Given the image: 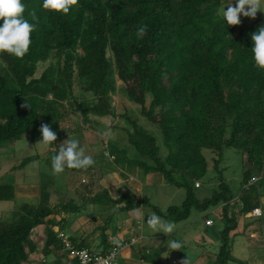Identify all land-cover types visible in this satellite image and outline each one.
Returning <instances> with one entry per match:
<instances>
[{
    "label": "trees",
    "instance_id": "obj_1",
    "mask_svg": "<svg viewBox=\"0 0 264 264\" xmlns=\"http://www.w3.org/2000/svg\"><path fill=\"white\" fill-rule=\"evenodd\" d=\"M23 3L25 18L36 27L23 59L0 54V148L24 137L40 141L39 129L47 124L57 134L55 155L60 144L84 130L77 121L70 125L72 118L90 126L97 119H118L123 126L112 127L125 132L133 157L140 158H124L129 167L161 176L168 185L184 190L185 199L166 213L130 194L112 199L105 189L75 192L77 199L59 200L53 206L21 204L10 220H0V264H30L37 250L31 233L41 226L46 228L44 261L37 264H68L63 263L71 258L65 241L76 250L100 255L112 248V239L131 246V239L138 238L122 237L110 226L119 224L121 214L141 206L173 222L186 220L192 211L204 220L215 217L220 229L206 240L217 245L207 259L213 264L235 261L231 235L241 218L258 207L256 193L254 186L249 187L236 202L220 168L225 152L238 150L250 163L244 171L246 181L264 169V71L256 67L251 52V34L263 25L261 20L253 19L252 26H228L217 13L222 0H79V7L67 16L43 10L42 0ZM33 10L35 21L29 15ZM141 25L148 28L142 40L136 37ZM116 82L124 98L157 128L160 146L156 135L123 105L113 104ZM74 87L85 99L78 101ZM121 153L126 156L125 150ZM116 154L112 148L103 157L118 162ZM37 158H25L15 168ZM208 172V182L212 173L217 176L216 189L200 200L196 196L200 186L194 185ZM14 199V185L0 183V202ZM89 206L109 208L96 229L98 236H67L69 222L61 215L73 220L88 214ZM144 257L150 264L157 258L146 253ZM70 264H78L76 258Z\"/></svg>",
    "mask_w": 264,
    "mask_h": 264
},
{
    "label": "rangeland",
    "instance_id": "obj_2",
    "mask_svg": "<svg viewBox=\"0 0 264 264\" xmlns=\"http://www.w3.org/2000/svg\"><path fill=\"white\" fill-rule=\"evenodd\" d=\"M229 4L235 6V0H222L220 8L225 7L226 10V6ZM256 18H259L264 25V13L258 12ZM240 21V23H245L249 26L254 25V21L251 18L241 16ZM78 53H81L80 50ZM44 67L46 65L40 66L37 76ZM116 83L117 93L111 94L113 104L116 107L123 105L144 128L156 135L160 146L161 136L158 135L160 133L157 128L141 117L139 107L124 98V95L118 91L120 83ZM78 89V87H74L73 93L75 97H77L78 101L85 99V96ZM145 104L146 106L149 105V98L146 99ZM90 118L92 120L96 119L94 117ZM71 120L72 124L70 125H75L77 121L78 124L83 126L84 130L70 139L78 140L80 146L84 148L85 154L93 157L95 164L90 167V170L64 172L56 175L51 168V160L54 156L53 151L56 148L54 144L52 147L46 148L42 144H37L39 141L29 142L25 137L15 142L5 143L0 148V183L14 185L15 199L11 202H0V220H10L12 212L21 204H49L53 206L59 200L77 199L78 195L75 192L82 193L83 191H97L99 189H106L108 191L110 189L112 195L115 197L122 192H129L127 188L123 189L121 187L122 189H119V184L122 180L128 188L134 191L129 192L134 198L147 201L148 205L159 208L163 213H166L170 207L181 206L185 199L184 190L168 185L161 176L144 173L137 167H129L128 160L124 158L127 156L129 160L132 158L139 160L140 158L133 157L134 151L128 142L125 132L119 128L114 129L112 127L113 124L123 126L122 121L118 119L112 120L111 118L97 119L95 120L96 124L90 126L82 123V121L80 123V118H72ZM112 148L113 150H118V154L115 155V157L118 156V162L103 157L104 151L110 153ZM124 150L126 151L125 157L123 153L120 154V151L123 152ZM163 152L164 150L162 149ZM28 157L38 158L23 167L15 168L23 159ZM249 165L247 156L241 154L238 150H229L224 154L220 169L223 179L227 182L230 194L234 198L239 195L243 196L247 192L243 187L244 184L248 183L250 178L247 181L245 180L244 171L248 169ZM209 168L211 169V164ZM262 172V180L258 183L259 185L254 186L256 193L255 201L257 206L262 209V215L251 221L248 220L252 230H250V226H244L245 220L241 218L235 236L231 235V256L235 261L229 262V264H262L264 261V169ZM209 175L210 173L208 172L199 181L200 188L197 190L196 196L200 200L209 197L212 191L216 189L215 179H217V176L215 173H212L211 178L213 179L208 182L207 178ZM258 186L259 189H257ZM56 189L59 190L58 193H56ZM114 189L116 192H113ZM250 194L252 193L248 195ZM89 207L88 214L73 220L71 216L66 217L65 214L61 215V217H65L69 222L65 229L67 236H73V234L75 236L77 234L78 236L81 235V237L84 236L83 238L86 239L98 236L99 232L96 229L103 224L102 220L109 212V208ZM151 207L141 206L139 210L123 213L120 215L119 224L110 226V231L116 228L118 231H123L125 237H128L127 235L129 234V236L138 238V240L131 244L129 249L123 250L118 255V263L123 259L125 263L126 261H132L129 264H141L138 256L136 259L130 257L128 260L125 257L135 250H137L139 255L140 252H145L143 248L148 249L149 245H152V249L154 250L151 253H158V261L155 264H184L185 260L188 261V264H213L207 257L212 252H215L216 249L214 250L213 246L217 244L207 241V238L215 236L214 232L220 229L215 217L212 218L215 223L214 226L212 229L207 228L206 231L203 229V223H201L202 214L197 211H192L189 217L181 222H173L161 217L163 221L171 222L174 225L173 232L164 234L153 233L152 229L145 223L147 216L153 213ZM140 216L145 217V222L139 219ZM72 222H74L73 227H71L72 225L70 226ZM45 231L46 228L41 226L35 228L31 233V238L37 244V250L30 257V264H37L42 261V254L40 252L45 238ZM250 232H254L255 236L250 235ZM199 235H203L205 240L207 239L206 242L202 241L201 236L198 239L197 236ZM171 241L179 242L182 245L181 248L177 250L171 249L169 247ZM165 253L167 255H164ZM64 262L70 264L71 258L69 260L65 259Z\"/></svg>",
    "mask_w": 264,
    "mask_h": 264
},
{
    "label": "clouds",
    "instance_id": "obj_3",
    "mask_svg": "<svg viewBox=\"0 0 264 264\" xmlns=\"http://www.w3.org/2000/svg\"><path fill=\"white\" fill-rule=\"evenodd\" d=\"M78 7L79 0H42L43 10L63 16H67L70 11ZM25 11L26 5L23 0H0V54H8L17 59H23L28 54L32 43L31 34L36 25L25 18ZM258 12L264 13V0H235V6L229 4L226 10L225 7L220 8L218 15L222 16L228 26H238L241 16L255 19ZM29 15L33 21L37 19L34 10L29 12ZM147 31V25L139 26L136 32L137 39L142 40L147 35ZM251 41L252 59L256 67L264 71V25L251 34ZM39 131L42 139L37 144H42L46 148L52 147L53 142L57 140L56 132L47 124H42ZM94 164L95 160L85 154L79 141L69 138L60 145L51 160V168L56 175L64 173L66 169L86 171ZM237 197H235L236 202L239 200ZM255 209L257 213L260 212V209ZM139 219L145 222L144 216H140ZM145 223L153 233H172L174 229L171 222L163 221L155 212L147 216ZM181 246L177 241H171L169 244L173 250ZM184 264H188V261L185 260Z\"/></svg>",
    "mask_w": 264,
    "mask_h": 264
},
{
    "label": "built area",
    "instance_id": "obj_4",
    "mask_svg": "<svg viewBox=\"0 0 264 264\" xmlns=\"http://www.w3.org/2000/svg\"><path fill=\"white\" fill-rule=\"evenodd\" d=\"M261 161H262V166L264 168V154L262 156ZM262 173L263 172L261 171L259 175L252 176L250 180H248V183L244 184L243 187L244 190H247L249 187L255 186L261 180ZM194 186L198 188L200 185L198 182H196ZM256 210L257 209H253L251 212H249L247 214V217L249 218L259 217L261 213L260 212L257 213ZM204 225L205 227L210 228L213 226V221L211 219H206L204 221ZM136 240L138 239H131L130 244H133V242H135ZM64 243H65V247L71 250L70 253L71 259L76 258L78 264H118V255H120V253L123 250H125L126 248H128V246H130L124 243L122 240L119 241L116 239H112L111 240L112 248H110L105 255H100L94 253L90 254L86 249L76 250L72 246H70L68 242L65 241Z\"/></svg>",
    "mask_w": 264,
    "mask_h": 264
},
{
    "label": "crops",
    "instance_id": "obj_5",
    "mask_svg": "<svg viewBox=\"0 0 264 264\" xmlns=\"http://www.w3.org/2000/svg\"><path fill=\"white\" fill-rule=\"evenodd\" d=\"M122 173V172H121ZM262 180V179H261ZM260 180V181H261ZM123 181V180H122ZM120 182V184H119V189L121 188V187H123V189H128V191L131 193V192H134L132 189H130V188H128L123 182ZM259 181V182H260ZM258 182V183H259ZM257 183V185H259ZM116 188V187H115ZM122 189V188H121ZM257 189H259V186L257 187ZM106 190V189H105ZM110 189H108V194L110 195V197L112 198V199H116L117 197H119L121 194H123V193H126V194H130L129 192H127V191H125V192H122L121 194H119V195H116L115 197H114V195H112V193H111V190L109 191ZM98 191V190H97ZM116 192V190L114 189L113 190V192ZM115 194V193H114ZM133 194H135V193H133ZM131 195V194H130ZM258 209H260V213H261V215H262V209L260 208V207H257ZM248 214V213H247ZM247 214H245L244 216H243V218H244V220H245V222H244V226L245 227H249L250 226V230H252V228H251V225L249 224V222H248V220H253V219H255V218H258V217H253V218H249V217H247ZM260 217V216H259ZM208 219H211L212 221H213V226H214V220L212 219V218H208ZM204 219H202L201 218V223H203V229L205 228V230L207 229L206 227H205V225H204ZM211 228V227H210ZM124 232L122 231V232H120L119 233V235L120 236H123V237H125L124 235ZM250 235H254L255 236V234H254V232H250ZM128 237H129V234L127 235ZM201 235H199V236H197L198 237V239H199V237H200ZM84 237V236H83ZM88 242H90V239H88ZM153 248V246L152 245H149V248L147 249V248H143L144 250H145V252H140V254L138 255V252H137V250H135V251H132V252H130V254L129 255H127L125 258L128 260V258L130 259V257L133 259V258H137V256L139 257V260H140V263L141 264H150V263H145L144 261H145V257H144V253H146V256H149V257H157V252H156V254H154V253H151L154 249H152ZM151 250V251H150ZM41 253V252H40ZM137 254V255H136ZM43 259V258H42ZM42 261H44V260H42ZM157 261H158V258H156V260H155V262L153 263V264H155V263H157ZM130 262H132V261H126V263L127 264H129ZM212 262V261H211ZM119 263H121V264H126L125 263V260H121ZM118 263V264H119ZM262 264H264V261L262 262Z\"/></svg>",
    "mask_w": 264,
    "mask_h": 264
}]
</instances>
